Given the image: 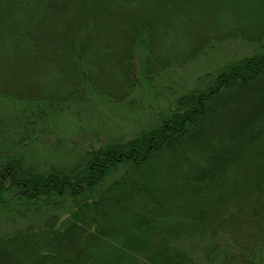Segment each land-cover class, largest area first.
<instances>
[{"label": "trees", "instance_id": "trees-1", "mask_svg": "<svg viewBox=\"0 0 264 264\" xmlns=\"http://www.w3.org/2000/svg\"><path fill=\"white\" fill-rule=\"evenodd\" d=\"M232 37L258 51L207 73L156 125L67 168L27 165L38 123L91 93L126 103L138 79ZM251 85L264 89V0H0V105L19 106L0 108V208L33 218L1 235L0 264L263 262L264 99L242 118L221 105Z\"/></svg>", "mask_w": 264, "mask_h": 264}, {"label": "rangeland", "instance_id": "rangeland-1", "mask_svg": "<svg viewBox=\"0 0 264 264\" xmlns=\"http://www.w3.org/2000/svg\"><path fill=\"white\" fill-rule=\"evenodd\" d=\"M257 20L261 18L257 17ZM233 37L214 44L205 51L201 49L204 53L196 55V59L183 65L172 66L154 80L138 79L135 92L126 103H110L91 93L88 102L54 114L50 117L49 124H46L48 121L38 123L37 127L40 126L35 127L33 132L30 131L27 136L29 143L23 149L27 165H32L35 170H46L53 166L67 168L76 163L87 150L97 149L107 142H125L142 129L156 125L160 115L169 113L175 107L181 94L204 88L209 84V78L214 74L207 73H215L224 64L258 51V46ZM136 54L139 60L141 53ZM234 96L235 101L232 104L236 103V107L231 106V101L227 100L221 105L225 114L227 113L226 117L238 111L242 118L248 109L250 111L261 103L264 99V89L251 85L247 91L235 95L230 93L227 97L232 100ZM0 108L6 117L19 111V106L2 104ZM219 114L221 116L222 112ZM11 123L8 124L9 127H13L16 120L12 119ZM201 124L217 123L213 115H208ZM11 208H8V211L0 208V237L22 231L33 220L29 213H23L19 207ZM17 210L22 212L17 213ZM216 236L222 241L228 238L226 235ZM259 264H264V261Z\"/></svg>", "mask_w": 264, "mask_h": 264}]
</instances>
